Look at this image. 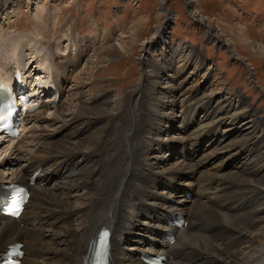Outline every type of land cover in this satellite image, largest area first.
<instances>
[{
    "label": "bare ground",
    "instance_id": "6f19581e",
    "mask_svg": "<svg viewBox=\"0 0 264 264\" xmlns=\"http://www.w3.org/2000/svg\"><path fill=\"white\" fill-rule=\"evenodd\" d=\"M15 36L18 35L0 40V58L2 56L5 59L0 62V80L10 78V68L15 65L29 78V69L35 64L33 62L29 67L22 61V55L19 56L17 49L22 42L16 43L19 36ZM212 37L221 39L216 33H212L210 38ZM88 48L85 50H89ZM81 50L78 49L73 58L70 51L62 54L65 62H56L58 56L52 53L53 66L58 71L56 73L52 68V82L61 91V97L67 89H72V86L69 87L72 82L76 83L78 90L83 83H87L82 80L85 68L81 76L70 75L71 67L84 59L85 54ZM183 53L184 51H179V54ZM32 59L30 58V62ZM193 59L194 55L189 54L183 62L174 65L171 62L165 69L164 66H154L148 62L147 67L150 69L146 72L145 81L146 84L154 82L150 89L140 87L138 90L137 86L129 90L127 97H121L122 91H119L118 99L110 100L105 97L108 89L91 88L89 94L95 95L91 102H96L91 106L88 105V100L82 98L83 91L77 90L73 98L75 102L68 109L61 111V102L55 107L60 116L50 118L38 112L30 117L29 123L34 122L33 126L14 141L12 149L16 157L23 154L29 164L24 161L25 165L8 172L4 165L6 162L0 161V171L8 172L7 175L0 172V182L29 184L30 177L36 170L42 169L43 173L36 179L35 185L29 184L32 191L27 206L29 211L26 216L25 211L21 216L25 228H21L15 218H8L2 223L4 217L0 215V253L5 252L7 245L18 241L26 244L25 250L29 252L24 257V264H86L92 240L104 226L113 231L112 264H143L138 257L132 255L141 246L129 247L131 243L143 244L138 231H143L145 227L144 230L156 231L159 235L171 230L166 225L167 215L169 212L179 211L186 216L188 228L184 231L177 230L174 246H165L162 238L160 239V250L169 255V264H264V226L256 231L257 225L264 220V124L258 118H253L257 114L255 111L240 107L239 100L238 105L229 102L228 105L220 103L214 106L206 114L214 118V124L197 132L191 131V126L195 128V117L192 120L186 116L184 119L176 118L179 117L176 114L178 103H174L180 96L184 97L181 93L179 98L175 95L177 91L184 89V84L181 85L183 82H177L192 67ZM46 69L48 70L47 66ZM169 69L173 70L171 79L176 81V85L171 88L173 93L168 96L164 92L158 96L157 90L162 85L156 80L159 79L161 70L162 73ZM48 74L49 71L45 74L44 69L41 77L46 79ZM46 84L47 80L44 81V86L51 88ZM186 90L185 88L183 92ZM188 95L189 100L192 94ZM200 97L195 100L199 102L195 113L201 107L212 108L211 96ZM150 102H154L152 110L148 108ZM228 117H232V124L239 121L244 123L240 122L235 127V132H222L220 128L227 123ZM169 120L171 124L167 123ZM176 120H179V124L182 120L185 122L184 129L179 130L181 138L169 135L164 142L160 139L161 133ZM241 123L249 125L246 127L248 130H243L246 131L243 134L244 145L231 149L233 153L226 155L233 158L235 154L249 151L252 160L248 159L244 162V169L234 172L233 177L238 179L228 178L219 172L221 170L217 166L215 169L211 166L223 152H204L207 146L205 143L222 141L221 135L226 136L230 132H241L244 128L240 126ZM52 130L55 132H50ZM90 130L92 131L87 133ZM185 130L190 131L186 136ZM61 132L64 139L60 137L62 140L49 141ZM179 144H182V149H187L186 156L189 155L193 162H186L182 159V154L179 157L174 155ZM163 148L164 156L161 158L165 157L164 152L167 151L172 156L171 159L175 160V165L170 167L167 160L169 164L163 170H156V162L152 163L148 158H152L153 152ZM200 155V160H194ZM80 157L83 158L82 162L77 161ZM11 161L10 158L7 165H12ZM208 165L211 166L210 171H206ZM227 167L228 164L222 168L223 171ZM192 174L195 175L192 177ZM50 180L57 183L54 189L41 188L43 181L47 184ZM183 181L185 182L182 183ZM158 184H162L161 188L170 187L171 195L174 186H188L196 199L189 202L190 200L177 198L172 202L166 196L165 189L156 190ZM33 201L39 203L35 212H31ZM260 202L263 206L257 209L255 204ZM144 218L148 220L145 224L141 221ZM49 240L51 244L45 245ZM178 242L182 243L176 245Z\"/></svg>",
    "mask_w": 264,
    "mask_h": 264
},
{
    "label": "rangeland",
    "instance_id": "374dc122",
    "mask_svg": "<svg viewBox=\"0 0 264 264\" xmlns=\"http://www.w3.org/2000/svg\"><path fill=\"white\" fill-rule=\"evenodd\" d=\"M212 33L218 34L222 41L214 37L211 39ZM12 35L19 36H15L19 40L17 41L16 38L17 42H14H22L19 43L20 48H17L19 56L22 55V61L29 67L31 63H35L29 69L28 75L36 84L44 83L45 80L47 83L52 82L54 75L52 68L56 73L58 72L53 66L52 53L58 56L56 62H65L62 54L70 51L73 58L77 50L82 49V53L85 54L84 59L80 64L71 67L70 75L81 76L85 68L82 80L87 83H83L79 90L75 82H72L73 85L69 84L72 89H67L62 97L61 111L68 109L75 102L73 98L77 90L83 91L82 98L88 100V105L91 106L96 103L91 102L95 96L89 94L91 88L94 90L104 88L105 91L108 89L105 97L110 100L118 99L119 91H122L121 97L124 95L127 97L129 90L137 86L138 90L140 87L150 89L154 82L149 81L150 84H146L145 81L146 72L150 69L147 67L148 62L154 66H164L165 69V66L167 67L171 62L173 65L183 62L189 54H193L192 67L186 70L177 82H183L181 85L184 84L183 88L187 90L184 91L186 93L183 92L184 89L175 93L178 98L180 93L184 94V97L180 96L181 98L174 103V105L178 103L176 114L179 117L176 118L184 119L186 116L192 120L195 117V128L191 126V131L197 132L214 124V118L206 115L214 106L220 103L228 105L229 102L238 105L239 100L240 107L255 111L257 114L253 118H258L264 124V0H191L190 2L188 0H0V40ZM29 43L30 45H27ZM180 50L184 51L182 55L179 54ZM27 56L33 58L31 62ZM2 61L5 59L1 56L0 62ZM40 65L41 68H38ZM44 69L45 74L49 71L46 79L41 77ZM161 71L156 81L160 82L162 87L157 90V95L161 96L165 92L170 96L173 93L171 88L176 85V81L171 79L173 70H165L162 73ZM190 93L192 95L188 100ZM203 95L213 98H211L212 108L201 107L202 109L195 113L199 103L195 100ZM153 105L154 102H150L148 108L152 110L155 107ZM39 111L50 118L55 115L60 116L55 108L45 107ZM231 120L232 117L226 118L227 123L220 128L222 132L229 130L235 132V127L243 122L232 124ZM167 123L171 124V121ZM179 123V120L174 121L171 127L161 133L160 139L166 142V137L169 135L181 138L179 130L184 129L185 122L182 120L181 124ZM33 124L34 122L28 123L27 129ZM240 126L244 128L239 133L230 132L226 136L221 135L222 141L205 143L207 146L204 152L211 150L223 152L211 166L212 169L218 167L221 170L219 172L228 178L238 179L233 177L234 172L244 169L246 167L244 162L248 159L252 160L249 151L235 154L233 158L226 155L233 153L231 149L244 145L243 134L246 131L243 130H248L246 127L249 125L241 123ZM157 131L160 133L159 130ZM185 131L186 136L190 131ZM60 137L64 139L62 132L49 141L62 140ZM13 146L12 142L0 147V161L6 162L4 165L8 172L25 165L27 159L23 154L17 156L22 160L18 159L12 151ZM182 148V144L177 145L173 152L176 157L180 156L179 150L181 152ZM164 149L153 152L154 156L148 158L152 163L156 162V166L153 165L156 170H163L167 166V160L170 167L175 165V160L171 159L172 156L168 155L167 151L164 152L165 157L161 158L164 156L162 153ZM201 155L194 160H200ZM10 158L12 165H7ZM77 161L82 162L83 158L80 157ZM186 162L193 160L188 157ZM225 162L228 163L224 164ZM26 163L29 164L28 161ZM227 164L228 167L223 171L222 168ZM211 166L208 165L206 171H210ZM231 171L233 174L229 175ZM198 176L201 177V174ZM56 184L55 180H50L46 185L42 183V186L54 189ZM161 185L158 184L156 190L165 189L166 196L170 198L169 187L161 188ZM185 188L181 191L186 190ZM178 195L184 197L183 193ZM255 205L257 209L263 206L261 202ZM38 207L39 203L33 201L31 212L37 211ZM141 221L144 224L148 222L145 218ZM263 221L257 225L256 231L264 226ZM144 228L138 233L142 235ZM149 234L147 231L145 235ZM147 238L149 236H145L142 241ZM50 241L45 242V245L51 244ZM182 242H178L177 245ZM133 245L134 243H131L129 247Z\"/></svg>",
    "mask_w": 264,
    "mask_h": 264
}]
</instances>
